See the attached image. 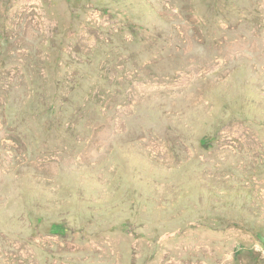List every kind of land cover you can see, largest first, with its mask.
<instances>
[{
  "label": "rangeland",
  "instance_id": "1",
  "mask_svg": "<svg viewBox=\"0 0 264 264\" xmlns=\"http://www.w3.org/2000/svg\"><path fill=\"white\" fill-rule=\"evenodd\" d=\"M0 264H264V0H0Z\"/></svg>",
  "mask_w": 264,
  "mask_h": 264
},
{
  "label": "trees",
  "instance_id": "2",
  "mask_svg": "<svg viewBox=\"0 0 264 264\" xmlns=\"http://www.w3.org/2000/svg\"><path fill=\"white\" fill-rule=\"evenodd\" d=\"M37 103V101H36ZM39 105H41L42 107L44 106L41 102H38ZM32 105H35L33 102H32ZM49 112L51 111L49 108L48 109H45L44 112L48 111ZM205 139H202L200 140L201 143H205ZM66 221L64 220H59V221H53L49 224V227H48V231L52 234H58V235H64L68 229L66 223Z\"/></svg>",
  "mask_w": 264,
  "mask_h": 264
}]
</instances>
